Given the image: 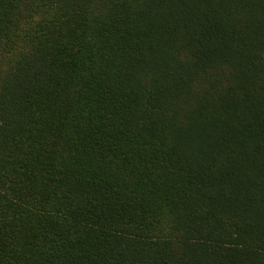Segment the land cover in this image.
<instances>
[{"label":"trees","instance_id":"16d2710c","mask_svg":"<svg viewBox=\"0 0 264 264\" xmlns=\"http://www.w3.org/2000/svg\"><path fill=\"white\" fill-rule=\"evenodd\" d=\"M0 264H264V0H0Z\"/></svg>","mask_w":264,"mask_h":264}]
</instances>
